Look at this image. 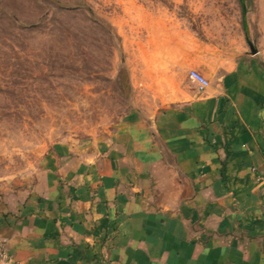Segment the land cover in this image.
Here are the masks:
<instances>
[{"label":"crops","instance_id":"crops-1","mask_svg":"<svg viewBox=\"0 0 264 264\" xmlns=\"http://www.w3.org/2000/svg\"><path fill=\"white\" fill-rule=\"evenodd\" d=\"M186 47L155 105L0 193V264H264V54Z\"/></svg>","mask_w":264,"mask_h":264},{"label":"rangeland","instance_id":"rangeland-1","mask_svg":"<svg viewBox=\"0 0 264 264\" xmlns=\"http://www.w3.org/2000/svg\"><path fill=\"white\" fill-rule=\"evenodd\" d=\"M244 4L248 40L240 0H0V193L155 105L186 46L264 54V0Z\"/></svg>","mask_w":264,"mask_h":264},{"label":"built area","instance_id":"built-area-1","mask_svg":"<svg viewBox=\"0 0 264 264\" xmlns=\"http://www.w3.org/2000/svg\"><path fill=\"white\" fill-rule=\"evenodd\" d=\"M192 80L198 83L200 90H204L209 85V80L199 71L192 69L189 73Z\"/></svg>","mask_w":264,"mask_h":264},{"label":"trees","instance_id":"trees-1","mask_svg":"<svg viewBox=\"0 0 264 264\" xmlns=\"http://www.w3.org/2000/svg\"><path fill=\"white\" fill-rule=\"evenodd\" d=\"M241 4H242V15H243V24H244V27L246 28V12H247V9L245 7V4H244V0H240Z\"/></svg>","mask_w":264,"mask_h":264}]
</instances>
